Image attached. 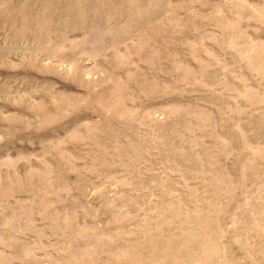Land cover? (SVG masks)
Here are the masks:
<instances>
[{
	"label": "rangeland",
	"instance_id": "rangeland-1",
	"mask_svg": "<svg viewBox=\"0 0 264 264\" xmlns=\"http://www.w3.org/2000/svg\"><path fill=\"white\" fill-rule=\"evenodd\" d=\"M0 264H264V0H0Z\"/></svg>",
	"mask_w": 264,
	"mask_h": 264
}]
</instances>
